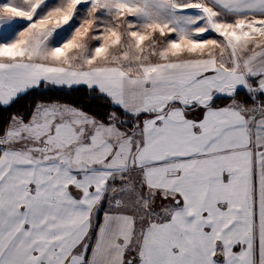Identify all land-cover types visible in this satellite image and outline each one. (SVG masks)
I'll return each instance as SVG.
<instances>
[{
  "label": "snow or ice",
  "instance_id": "snow-or-ice-1",
  "mask_svg": "<svg viewBox=\"0 0 264 264\" xmlns=\"http://www.w3.org/2000/svg\"><path fill=\"white\" fill-rule=\"evenodd\" d=\"M0 113V264H264V0H0Z\"/></svg>",
  "mask_w": 264,
  "mask_h": 264
},
{
  "label": "trees",
  "instance_id": "trees-1",
  "mask_svg": "<svg viewBox=\"0 0 264 264\" xmlns=\"http://www.w3.org/2000/svg\"><path fill=\"white\" fill-rule=\"evenodd\" d=\"M41 94H43L46 97H51V98H59L62 101L65 102H71V101H83L85 104H90L91 105V111L93 112H99V111H111L112 109H102L98 107V104H102L103 101H96L93 102L90 100L89 96L86 94V91L81 87L79 89H63L60 90L58 88H51L47 90H39ZM222 103L224 101H221ZM27 107V102L24 103L19 109L18 108H13L10 109V111H24ZM8 113H0V116L7 117Z\"/></svg>",
  "mask_w": 264,
  "mask_h": 264
}]
</instances>
